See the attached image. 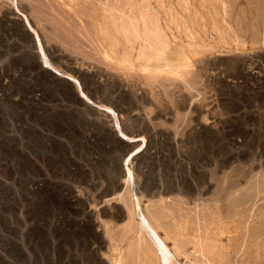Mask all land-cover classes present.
<instances>
[{
	"label": "rangeland",
	"instance_id": "1",
	"mask_svg": "<svg viewBox=\"0 0 264 264\" xmlns=\"http://www.w3.org/2000/svg\"><path fill=\"white\" fill-rule=\"evenodd\" d=\"M16 6L0 0V264H161L134 187L172 264H264V0Z\"/></svg>",
	"mask_w": 264,
	"mask_h": 264
},
{
	"label": "bare ground",
	"instance_id": "2",
	"mask_svg": "<svg viewBox=\"0 0 264 264\" xmlns=\"http://www.w3.org/2000/svg\"><path fill=\"white\" fill-rule=\"evenodd\" d=\"M11 2H12V5H13V9H15L16 10V13L19 15V16H22V14H21V11H20V9L16 6V0H10ZM249 3V2H248ZM249 8V7H248ZM263 15V14H262ZM243 16V15H242ZM249 16V15H248ZM24 19H25V21H26V23H27V25H29L28 24V20L26 19V17L24 16ZM250 19V18H249ZM259 19V18H258ZM262 19V18H261ZM264 20V19H263ZM250 21V20H249ZM259 21V20H258ZM242 22V21H241ZM241 24V23H240ZM260 24V23H259ZM262 24V23H261ZM263 25V24H262ZM241 28V27H240ZM243 28V27H242ZM31 29V28H30ZM31 31H33V29H31ZM136 31V30H135ZM34 32V31H33ZM256 32V31H255ZM251 33V32H250ZM257 33V32H256ZM34 36H35V38H36V41H37V45H38V52H39V54H40V58L43 60V68L44 69H47V70H49L50 71V68L51 67H54L52 64H50L49 63V61H48V59H47V57H46V55L44 54V52H43V50H42V46H41V44H40V42H41V40L39 41V38H38V35L34 32ZM254 38V37H253ZM34 40V39H33ZM264 43V42H263ZM34 44V43H33ZM153 59V58H152ZM124 61V60H123ZM132 62V61H131ZM134 63V62H133ZM121 66V65H120ZM198 69V68H197ZM132 70V69H131ZM223 70V69H222ZM201 72V71H200ZM50 73V72H49ZM173 73H175V72H173ZM52 74H54V73H52ZM65 74V73H64ZM56 77H60L61 76V74L58 72V73H55L54 74ZM68 75V74H67ZM179 75V74H178ZM196 76H194V77H192L191 79V82L189 83L190 85H187L188 87H191V88H196V85H198V82H200V80L198 81V77H197V74H195ZM69 76V75H68ZM187 76V75H186ZM199 76V75H198ZM201 76V75H200ZM181 77V76H180ZM184 77V76H183ZM93 78V77H92ZM200 78V77H199ZM180 79V78H179ZM184 79H186V77L184 78ZM67 80H68V77H67ZM70 81V80H69ZM186 82H187V80H185ZM51 82V81H50ZM61 82V81H60ZM86 83V82H85ZM45 84V83H44ZM204 84V83H203ZM202 84V85H203ZM184 85V84H183ZM180 86V85H179ZM202 88V87H201ZM180 89V88H179ZM197 89V88H196ZM210 89V88H209ZM197 91H199V90H197ZM199 94V93H198ZM87 105H88V103L87 102H85ZM154 125V124H153ZM24 128V127H23ZM70 128V127H69ZM210 131V130H209ZM23 132V131H22ZM176 136V135H175ZM119 140H120V142H121V144L123 145V146H125L127 149H129V148H131L132 146H131V142H128V141H126L124 138H120V137H117ZM127 138H129V137H127ZM131 140H133V139H131ZM179 143V142H178ZM31 144V143H30ZM126 148H124V149H126ZM123 149V150H124ZM125 151V150H124ZM128 151V150H127ZM124 154V153H123ZM263 156V155H262ZM261 156V157H262ZM28 159V158H27ZM123 161V162H122ZM121 161V166H122V163H123V165L126 167V172H124V169L121 171L122 173H121V179H120V181L119 182H116V183H114V184H116V185H120L119 186V188H118V186L116 187L117 189H115L114 190V194H113V196H115V197H117L116 199L118 200V197H122V196H124V193H125V190H127V188H128V186H129V179L132 177V172H131V170L127 167V163L129 162V158H127V159H123ZM259 163V162H258ZM258 165V164H257ZM50 166H51V164H50ZM261 169V168H260ZM24 170H22V172H23ZM55 172V171H54ZM225 172V171H224ZM223 172V173H224ZM70 173V172H69ZM222 173V172H221ZM23 175V174H22ZM205 175V174H204ZM216 178H218V177H216ZM213 179H214V177H213ZM216 181H217V179H215ZM260 180V179H259ZM203 181V180H202ZM222 181V180H221ZM221 181L219 180V182L221 183ZM209 182V181H208ZM22 183H25V180L23 181L22 180ZM198 184V183H197ZM219 184V183H218ZM25 185V184H24ZM206 185V184H205ZM205 185H204V187H205ZM219 185H221V184H219ZM237 185H238V183H237ZM37 186H39V185H37ZM62 186V185H61ZM233 186V185H232ZM204 187H202V188H204ZM34 188V187H33ZM38 188V187H37ZM228 188H231V187H228ZM129 189V188H128ZM245 189V188H244ZM32 190H34V189H32ZM182 190V189H181ZM197 190V189H196ZM199 190V189H198ZM213 190H215L214 188H213ZM129 191V193H130V198L129 199H124V202H125V205L127 206V209L129 210V212H132L135 216H136V220H137V222H135L137 225V228H138V230H139V232L141 233V234H143V235H145L147 238H148V240L151 242V244H152V246H153V248H154V251L156 252V254L158 255V257H159V259H160V262H161V264H172V261H173V254L171 253V251H170V249H168L167 247H166V245H165V243H164V241L158 236V234H157V228H154L155 226H153L152 225V223L150 222V220L151 219H149L148 218V216L145 214V212H144V210H143V208H142V206H141V203H140V199H141V197L138 195L139 194V192L137 191V189L134 187L133 189H130V190H128ZM128 191H127V193H128ZM148 191V190H147ZM150 191V190H149ZM263 191V190H262ZM152 192V191H151ZM167 192V191H166ZM201 192V191H200ZM215 192V191H214ZM128 193V194H129ZM149 194H151V193H149ZM185 194V193H184ZM58 195H59V193H58ZM62 195V194H61ZM61 195H60V197H61ZM152 195V194H151ZM151 195H149V196H151ZM154 195V194H153ZM66 196V195H65ZM68 196V195H67ZM199 196V195H198ZM197 196V197H198ZM244 196V195H243ZM242 196V197H243ZM254 196V195H253ZM60 197H58L57 199L59 200V198ZM63 197V196H62ZM249 197V196H248ZM64 198V197H63ZM119 198V199H120ZM192 198V197H191ZM239 199H241V198H239ZM61 201H62V199H60ZM68 200V199H67ZM135 201V202H134ZM128 202H129V204H128ZM130 203H131V206L129 207V205H130ZM227 203H228V201H227ZM74 205V204H73ZM216 205V204H215ZM235 206V205H234ZM263 206V205H262ZM217 207H219L218 205H217ZM258 209V208H257ZM158 211V210H157ZM259 211V210H258ZM239 212V211H238ZM205 213V212H204ZM242 213V212H241ZM129 214H131V213H129ZM216 214V213H215ZM261 215H263V214H260V216ZM215 217V216H214ZM163 218V217H162ZM217 218V217H216ZM259 218V217H258ZM240 221V220H239ZM262 223V222H261ZM233 224V223H232ZM249 225V224H248ZM260 225V224H259ZM247 226V225H246ZM264 226V225H263ZM255 227V226H254ZM216 228V227H215ZM261 228V227H260ZM157 229V230H156ZM135 230V229H134ZM218 231H219V229H217ZM179 231V230H178ZM221 231V230H220ZM253 231H254V229H253ZM262 231V230H261ZM232 232V231H231ZM260 233V232H259ZM135 234V233H134ZM250 234V233H249ZM254 234V233H253ZM256 234V233H255ZM263 234V233H262ZM176 235V234H175ZM256 236V235H255ZM218 237V236H217ZM257 237V236H256ZM131 238V237H130ZM244 240V239H243ZM166 242V241H165ZM177 242V241H176ZM201 243V242H200ZM252 243H254V242H252ZM198 244V243H197ZM199 245V244H198ZM220 249V248H219ZM242 249V248H241ZM246 249V248H245ZM262 249V248H261ZM97 250V249H96ZM144 252V251H143ZM99 253V252H98ZM100 253H102V251L100 252ZM176 253H177V251H176ZM260 253V252H259ZM103 254V253H102ZM101 254V255H102ZM134 254V253H133ZM197 257V256H196ZM97 263V262H96ZM121 264V260L120 259H116L115 261L113 260L112 262H111V264ZM251 263V262H250ZM129 264V263H128ZM135 264V263H134Z\"/></svg>",
	"mask_w": 264,
	"mask_h": 264
}]
</instances>
